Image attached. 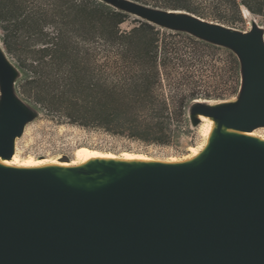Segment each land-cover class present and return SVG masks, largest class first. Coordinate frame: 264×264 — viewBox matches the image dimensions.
I'll return each mask as SVG.
<instances>
[{
    "label": "water",
    "instance_id": "obj_1",
    "mask_svg": "<svg viewBox=\"0 0 264 264\" xmlns=\"http://www.w3.org/2000/svg\"><path fill=\"white\" fill-rule=\"evenodd\" d=\"M106 3L232 48L244 73L241 99L233 111L208 114L240 130L264 125L259 31L237 33L191 13L129 0ZM11 78L0 51L4 158L26 120ZM0 264H264V147L219 137L198 164L143 167L90 191L45 170L0 168Z\"/></svg>",
    "mask_w": 264,
    "mask_h": 264
},
{
    "label": "trees",
    "instance_id": "obj_2",
    "mask_svg": "<svg viewBox=\"0 0 264 264\" xmlns=\"http://www.w3.org/2000/svg\"><path fill=\"white\" fill-rule=\"evenodd\" d=\"M134 1L227 24L237 20L242 6L264 18V0ZM125 17L101 0H0L2 41L22 74L23 94L73 124L164 143L174 134L170 104L183 109L202 95L195 85L183 89L192 73L179 67H214L222 49L196 40L181 43L178 32H161L140 19L121 30ZM83 37L87 66L80 60ZM35 42L42 45L35 48ZM189 44L199 47L187 51ZM226 91L219 88L215 96Z\"/></svg>",
    "mask_w": 264,
    "mask_h": 264
},
{
    "label": "rangeland",
    "instance_id": "obj_3",
    "mask_svg": "<svg viewBox=\"0 0 264 264\" xmlns=\"http://www.w3.org/2000/svg\"><path fill=\"white\" fill-rule=\"evenodd\" d=\"M101 1L106 3L107 1L115 0ZM129 1L133 2L134 5L142 7L164 9L160 7V4H155L153 2L142 3L134 0ZM115 9L126 14L125 20L120 24L121 30H128L136 22V19H140L122 8L116 7ZM205 20L215 22L237 33H242V31H244L245 34H247L256 29L259 31L261 39L264 42V18L249 11L243 6L241 7L239 17L232 24H227L224 21L212 20L210 18ZM154 26L159 28L161 32H178L179 35L176 39L180 40L181 43H187L189 40H196L198 42L221 47L222 51L220 52L214 50L216 51L214 61L212 62L214 67L211 64L206 65L203 71H201L197 70V68L191 69L189 66H181L178 70L182 72L191 70L192 73L189 77L191 85L188 82L183 86V89L188 90L189 87L191 88V86L195 85L202 94L200 95V100L232 99L235 97V103H228L216 112L225 113L235 110L241 99L245 84L241 61L237 53L224 44L204 40L183 30L172 29L162 25ZM32 44H34L35 48L42 45L40 42ZM88 46L89 44L87 43L86 37L85 40L83 37L80 44L83 56H80L82 57L80 60L84 66H87L86 62L90 61L86 60V55L84 56V52L87 50ZM0 47L3 51L2 55L5 56L4 58L7 65L11 68L12 95L26 117L25 122L22 124L20 134L13 139V152H17L22 158L32 155L35 158H59L69 161L73 158L76 149L82 145L102 151H111L113 153L128 150L163 159L171 157L182 158L190 154V146H197L203 143V137L200 133L201 121L199 117L194 116V114L195 112L210 116L211 114H208L210 109L207 110L204 103L201 101L196 102L194 101L195 99L191 102H187L183 109L175 106L176 102L173 106L170 104V110L173 112L171 129L174 134L164 143L145 141L126 134H113L100 128L84 127L73 124L56 112H48L36 103L32 96L22 93V74L14 56L8 52L3 44L1 30ZM189 47L190 48L186 49L187 51L191 48L199 47V45L189 44ZM205 49L206 51H213L210 48ZM236 59H238V64L235 62ZM7 60H9V63ZM99 61L101 62L103 60ZM219 88H225L227 90L222 97L215 96V92ZM204 92L209 95H205ZM167 93L168 90H166V95ZM1 107L2 86L0 81V110ZM253 130L255 133L264 135V125L257 126Z\"/></svg>",
    "mask_w": 264,
    "mask_h": 264
},
{
    "label": "bare ground",
    "instance_id": "obj_4",
    "mask_svg": "<svg viewBox=\"0 0 264 264\" xmlns=\"http://www.w3.org/2000/svg\"><path fill=\"white\" fill-rule=\"evenodd\" d=\"M170 11L177 15L188 13L183 10ZM139 18L142 19V17ZM199 19L205 21L203 18ZM242 33L245 34L244 31ZM0 51L3 54L1 47ZM7 62L9 63V60ZM194 101H201L207 109L214 111L228 103H235L236 98L195 99ZM194 116H198L201 121L200 133L203 137V143L197 146H190V154L182 158L171 157L163 159L128 150L113 153L111 151H102L82 145L76 149L73 158L69 161L59 158H35L32 155L22 158L14 151L9 158L0 156V168L45 170L63 184L90 191L110 184L114 179L121 177L131 170L143 167L198 164L206 157L214 141L219 137L248 139L264 147V135L255 133L254 128L251 130H240L226 126L225 124L220 125L219 120L212 117V115L198 114L195 112ZM106 168L113 169L114 173L109 174Z\"/></svg>",
    "mask_w": 264,
    "mask_h": 264
}]
</instances>
